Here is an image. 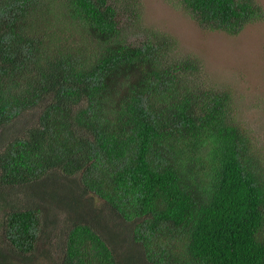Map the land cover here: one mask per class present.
<instances>
[{
	"label": "trees",
	"instance_id": "16d2710c",
	"mask_svg": "<svg viewBox=\"0 0 264 264\" xmlns=\"http://www.w3.org/2000/svg\"><path fill=\"white\" fill-rule=\"evenodd\" d=\"M180 1L206 31L264 20ZM202 66L140 0H0V264L46 263L62 213L53 264H264V168Z\"/></svg>",
	"mask_w": 264,
	"mask_h": 264
},
{
	"label": "rangeland",
	"instance_id": "374dc122",
	"mask_svg": "<svg viewBox=\"0 0 264 264\" xmlns=\"http://www.w3.org/2000/svg\"><path fill=\"white\" fill-rule=\"evenodd\" d=\"M140 1L145 9V24L173 36L178 43L179 55L198 58L210 83L217 89L230 91L231 120L245 129L254 156L264 168V20L246 26L237 36H231L203 30L180 0ZM256 2L264 10V0ZM129 39L139 44L143 35L131 32ZM91 204L103 217L107 216L104 218L111 224L110 229L117 232L122 241L126 239L122 247L127 248V240L132 236L129 235L130 226L119 227L120 221L111 216L101 201L94 200ZM65 215L59 214L58 224H51L49 228L52 240L48 245L52 248L43 264H53L58 259L56 253L67 235Z\"/></svg>",
	"mask_w": 264,
	"mask_h": 264
}]
</instances>
